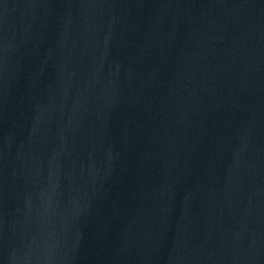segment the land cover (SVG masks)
<instances>
[{
  "label": "water",
  "instance_id": "1",
  "mask_svg": "<svg viewBox=\"0 0 264 264\" xmlns=\"http://www.w3.org/2000/svg\"><path fill=\"white\" fill-rule=\"evenodd\" d=\"M0 264H264V0H0Z\"/></svg>",
  "mask_w": 264,
  "mask_h": 264
}]
</instances>
